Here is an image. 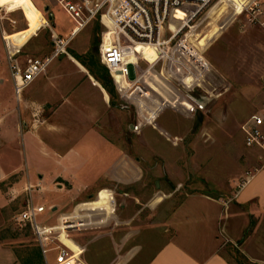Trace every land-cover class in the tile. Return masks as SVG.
<instances>
[{
    "label": "crops",
    "instance_id": "crops-1",
    "mask_svg": "<svg viewBox=\"0 0 264 264\" xmlns=\"http://www.w3.org/2000/svg\"><path fill=\"white\" fill-rule=\"evenodd\" d=\"M25 1L0 0V6L15 11L3 14L0 10V234L1 218L7 216L9 205L19 200L25 187L39 186L40 192L52 193L61 201L58 209L62 210L59 223L63 231L70 229L72 233L81 227L78 230H86L84 233L94 232L90 241L99 236L112 237L113 257L105 259L104 264H230L222 251L227 244H238L250 263L264 264V154L259 150L262 155L247 160L246 167L254 169L230 202L192 193L171 211L161 206V200L156 203L161 194L144 192L142 185L148 180L143 182L145 167L132 157L137 149L131 141L135 134L133 124L142 123L141 120L133 121L129 110L119 106V96H112L103 87L81 57L71 53L55 59L30 87L19 96L15 93L10 63L24 65L29 58L51 56L54 40L68 39L74 29L69 17L61 13L57 0H29L30 8L36 7L31 13L36 16L40 12L36 16L39 27L26 44L14 45V35L22 32L20 35L24 36L23 31L32 27L33 19L24 16ZM18 5L19 10L15 9ZM21 13L26 25L17 28L14 25L21 21ZM76 37L70 43L72 49L85 48L82 43L74 47ZM160 118L159 114L155 127L143 124L141 132L136 133L145 137L148 148L151 141L145 131L155 132V139L167 134ZM136 151L142 154L144 148ZM103 152L114 153V160L103 163ZM24 157L32 169L26 176L21 174ZM29 196L34 199L27 193L26 204ZM93 201L100 202L90 212L94 215L106 213L98 208L111 201L109 208H114V212L109 222L114 221L115 225L133 224L144 216L145 222L121 239L113 232L88 231L108 224L91 226L88 211L75 214L79 206ZM131 210L135 213L128 218ZM97 217L100 223L102 217ZM84 233L77 236L78 244L84 243ZM139 239L142 245L131 246L130 251L123 253ZM68 246L75 251L73 241ZM86 249V244L82 254L78 249L81 258ZM37 254L42 256L39 250ZM83 263L99 264V260L94 257ZM0 264L33 263L23 261L7 238L0 235Z\"/></svg>",
    "mask_w": 264,
    "mask_h": 264
},
{
    "label": "rangeland",
    "instance_id": "rangeland-1",
    "mask_svg": "<svg viewBox=\"0 0 264 264\" xmlns=\"http://www.w3.org/2000/svg\"><path fill=\"white\" fill-rule=\"evenodd\" d=\"M30 3L31 1L26 0L22 6L24 16L33 19L31 22L32 27L29 31H23L24 36H21L20 34L23 33L20 32L14 35L15 38L11 39V42L19 47L26 44L39 27L36 16L39 17L40 12L38 11L34 16L31 12L36 7L32 6L30 8ZM0 7H2L0 10L3 14L15 12L6 5ZM20 7L18 5L15 9L19 10ZM213 10L211 13L201 15L194 22V31L197 33V46L200 50L205 49L204 57L210 62L212 68L207 78V84L203 90L197 91V94H195L208 97L209 100L204 110L192 114L188 113L182 106L173 107L172 103L161 104L159 98L165 96V93L161 89L162 75L160 74V68L156 69L157 72L151 70L150 75L147 76L149 86L146 87L145 85L144 87L143 85V88H141L142 92L147 93L150 98L142 100L146 108V110L142 109L143 115L151 113L152 119L155 118L156 121V124H154L155 121L153 122L152 127H155L157 117L160 114L161 127L166 130L167 134L162 133L164 137L158 135L155 139V132H152L151 129L145 131L150 137L148 140L151 141L150 148H148L144 142L145 137L135 133L131 141H133L135 148L143 147L144 153L139 154L136 151L137 149H134L132 157L133 160L140 161L142 166L145 167L143 182L145 183V180H148L146 184L142 185L144 192L149 195H153V193L161 194V198H157L155 202L161 200V206L167 207L166 209L169 211L177 207L187 195L192 193L207 194L213 198H221L230 202L233 194L254 169L253 167H246L247 160H253L254 157L256 159L259 154L262 155L257 149H249L244 146L240 127L251 114L264 105V31L247 25L242 17L234 15L233 10L226 11L225 7H218ZM60 11L66 16L61 9ZM17 12L20 14V11ZM181 15L182 13L177 12L175 20L181 19ZM20 18L19 23H14L17 28L26 25L22 13ZM96 26L88 27L74 40V47L82 43L85 48L73 50L72 46L69 45L67 54L73 53L81 57L84 63L89 64V54H96L95 41L98 38L95 31L98 28ZM101 30V27H99L100 35ZM46 38L51 50L52 39L50 34ZM141 50L142 48H138L137 52H141ZM99 52L100 47L98 46V55L96 56L98 59H95L92 67L97 73L102 74L105 66L101 62ZM145 54L150 63H153L155 54L149 51ZM141 62L145 68L148 66L146 62ZM109 75L115 87L114 95L119 96H117L119 98L118 102L120 101L119 106L122 109L127 108L129 110L133 121H140L138 107L132 101L119 95V93L127 91L129 85H127V89L123 86L120 87L117 79L110 72ZM188 82L191 83L192 79H189ZM20 146H22V142ZM249 151L257 152L252 154ZM101 157L103 163L111 162L114 160L115 154L103 152ZM29 171H32V169L29 168L28 159L24 157L21 174L26 176ZM29 187H25L20 193L19 200L11 203L7 208V216L1 218L3 222L0 235L7 238V241L12 244V247L19 253V257L23 261H29L33 264H46V262L52 264L56 253L50 251L47 260L43 255L38 257L37 250L40 254L42 252L35 234L30 227L18 221V215L26 206V194H32L34 203L46 208V214L38 218L40 224L62 227L59 223L62 210L58 209L61 201L58 198L56 199L52 193L40 192L39 186L30 187V190ZM0 189L2 190V187ZM163 190L165 194L162 193ZM47 197L48 200H46ZM99 203L98 201L95 204V201H93L91 204L79 206L76 209L75 214H80L82 210L84 212L88 211L89 225L91 226L108 223L106 226L92 228L88 231L113 232L118 239H121L133 227L145 222L146 218L144 216L133 224L115 225L114 221L109 222L113 219L114 212V208H109L111 201L98 208V211L106 210L104 211L106 213L90 214L91 211L94 212V206H98ZM118 211H121L120 207ZM133 213L135 212L131 210L127 217H132ZM98 215L102 217L100 223L98 222ZM65 216L67 217V215ZM78 229H81V227L75 229L72 233L60 229L59 233L60 239L65 245L68 246L69 241H73L76 252L81 248L80 253L82 254L83 246L86 244L87 249L81 258L82 261H91L94 257H97L99 264H104L105 259L113 257L112 248H115V245L112 237L99 236L95 241H90L93 239L92 234L94 232L84 233L86 230L80 231ZM83 233L84 243L79 242V246L76 239L78 240L77 236ZM44 242L48 244L47 240H44ZM136 245H142V239L129 244L123 253H127L130 251L131 246L135 247ZM227 245L222 248V251L228 257L230 264H252L242 255L238 244ZM97 253H100V256H95Z\"/></svg>",
    "mask_w": 264,
    "mask_h": 264
},
{
    "label": "built area",
    "instance_id": "built-area-1",
    "mask_svg": "<svg viewBox=\"0 0 264 264\" xmlns=\"http://www.w3.org/2000/svg\"><path fill=\"white\" fill-rule=\"evenodd\" d=\"M57 4L73 22L74 29L68 39L54 40L51 56L29 58L24 65L10 63L15 93L19 96L47 72L55 59L66 55L70 43L79 33L99 25L102 29L101 62L120 87L127 89L129 85L127 91L119 94L138 107L142 123L133 124L135 133L141 132L143 124L152 125L155 121L151 113H142V109L146 110L142 100L150 98L141 88L149 86L147 76L151 70L157 72L160 68L161 89L165 93L159 98L161 104L182 106L192 114L204 110L208 97L195 94L207 84L212 68L204 57L205 49L200 50L197 46L194 22L198 17L225 5L226 11L233 10L247 25L264 31L263 0H57ZM177 12L182 15L181 19L175 20ZM137 46L142 48L141 52H137ZM147 51L155 54L153 63L147 59ZM141 61L148 66H142ZM189 79H192L191 83ZM240 130L244 146L264 154V105L248 117ZM44 214L46 208L34 204L29 196L18 221L32 229L45 260L53 251L56 254L52 264H84L81 254L61 241L59 231L62 227L40 224L38 218Z\"/></svg>",
    "mask_w": 264,
    "mask_h": 264
},
{
    "label": "trees",
    "instance_id": "trees-1",
    "mask_svg": "<svg viewBox=\"0 0 264 264\" xmlns=\"http://www.w3.org/2000/svg\"><path fill=\"white\" fill-rule=\"evenodd\" d=\"M96 27H98V28H96L95 29V31H96V35L98 36V38L96 39V41H95V47H96V49H95V55H93V54H89V56H88V58L90 59V62H89V64H87V63H84L85 64V66L88 68V70L90 71V73L95 77V78H97L99 81H100V83L103 85V87L112 95V96H114V91H115V87H114V84H113V81H112V79L110 78V75H109V72H108V70H107V68H105V67H103L104 68V70L102 71V74H99V73H97L94 69H93V65H94V63H95V59H98L96 56L98 55V46H99V36H100V34H99V25H97ZM90 63H91V65H90Z\"/></svg>",
    "mask_w": 264,
    "mask_h": 264
},
{
    "label": "bare ground",
    "instance_id": "bare-ground-1",
    "mask_svg": "<svg viewBox=\"0 0 264 264\" xmlns=\"http://www.w3.org/2000/svg\"><path fill=\"white\" fill-rule=\"evenodd\" d=\"M219 7H225L226 8V6L225 5H221V6H219ZM0 8H2V7H0ZM214 10H212L211 12H213ZM210 12V13H211ZM210 15V14H209ZM234 15H236V14H234ZM138 48H141V47H139V46H137ZM131 60H132V58H131Z\"/></svg>",
    "mask_w": 264,
    "mask_h": 264
},
{
    "label": "water",
    "instance_id": "water-1",
    "mask_svg": "<svg viewBox=\"0 0 264 264\" xmlns=\"http://www.w3.org/2000/svg\"><path fill=\"white\" fill-rule=\"evenodd\" d=\"M63 56H65V55H63Z\"/></svg>",
    "mask_w": 264,
    "mask_h": 264
}]
</instances>
